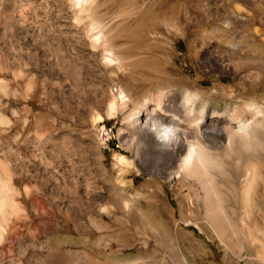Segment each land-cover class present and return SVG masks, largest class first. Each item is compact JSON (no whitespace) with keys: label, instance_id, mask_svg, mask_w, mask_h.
<instances>
[{"label":"rangeland","instance_id":"1","mask_svg":"<svg viewBox=\"0 0 264 264\" xmlns=\"http://www.w3.org/2000/svg\"><path fill=\"white\" fill-rule=\"evenodd\" d=\"M31 5L35 32L30 63L27 66L28 59L20 53L0 70V82L13 87L0 91V108L12 102L7 112L10 121L0 126V159L6 158L17 170L18 196H25L28 204L31 192L26 190L31 187L36 208L58 227L59 231L42 234L38 241L47 246L49 234L51 245L59 243L68 251L66 264L74 255L72 264H122V251L141 256L140 264H172L167 248L172 246L183 248L191 264H264V0H32ZM73 20L79 28H88L91 36L100 33L112 51V63L96 58L102 55L101 45L94 49L76 39L67 26ZM2 41H7V32ZM58 42L71 70H66L61 87H51L47 59L54 56L51 52ZM58 69L56 61L54 70ZM121 88L133 106L153 90L162 93L165 105L181 104L187 94L196 93L197 107L207 103L226 115L240 107L244 120L261 121L256 132L262 143L253 153L256 174L249 196H241L248 176L245 151L238 163L230 152L219 154L220 168L209 170V191L203 196L200 182L191 180L189 191L180 176H168L144 161V143L151 142L153 135L135 134L125 126L123 116L130 109L105 114L93 126L81 119L90 110L102 112L105 102L96 101L97 92L118 93ZM248 102L260 107L257 113ZM27 105L32 110L25 117ZM53 115L66 124L63 139L58 135L55 140L63 147L64 138L78 143L73 153L70 145L65 171L74 168L79 176L75 203L70 201V183L57 188L59 178L47 173L52 169L47 154L51 142L46 143L41 161L30 149ZM173 125L175 136L182 137V127ZM175 140L165 143V150ZM117 153L127 158L122 163L123 185L115 181ZM148 181L157 185L154 196L144 195L142 187ZM57 192L64 196L65 207L60 210L52 200ZM111 194L130 199L142 220L136 223L138 218L107 198ZM103 204L111 205L108 212L101 210ZM209 206L223 220L221 230L214 226ZM71 209L81 214L86 228L74 227ZM101 214L110 223L111 237L99 238L102 230L90 221ZM123 228L130 236L127 242V237L118 240ZM176 256L181 257V252Z\"/></svg>","mask_w":264,"mask_h":264},{"label":"bare ground","instance_id":"2","mask_svg":"<svg viewBox=\"0 0 264 264\" xmlns=\"http://www.w3.org/2000/svg\"><path fill=\"white\" fill-rule=\"evenodd\" d=\"M31 3L32 0H0V70L7 68L6 62L11 64L10 60L16 61L20 53L28 59L26 61L27 66L30 63L29 58L33 55L31 43L35 32L34 20L30 17V12L32 11ZM67 26L73 29L74 36L81 44H89L94 49L98 45L102 46V55L101 57L95 56L97 59L100 58L105 63L113 62L112 51L107 46L106 40L101 39L100 33L91 36L90 30L88 31V28L85 27L79 28L76 20L69 21ZM97 26L100 27V25ZM5 32H7V41L3 42ZM19 33L21 34L18 35ZM51 53H54V56H48L47 59L50 67L48 83L51 87L55 84L61 87V80L66 70H71V66L66 60V54L60 42L54 44V52ZM56 61L60 63L61 69L54 70ZM74 73L76 77L79 76L76 70ZM12 88L7 83L0 82V91ZM160 94L162 93L153 90L142 102L136 103L133 106L122 88L118 93L106 92L101 89L96 94V101L100 105H103L105 102L102 112L90 110L81 116V119L86 124L93 126L96 121L103 119L105 114L113 115L124 107L130 109L123 116L125 126L130 128L129 130L135 134L144 136L153 135L151 142L144 143L147 147L146 154L143 155L144 161L149 162L159 172H167L168 176H180L179 180L188 186L189 191H192V187L190 186L191 180L194 179L200 182L204 188L203 196H206L209 191L208 181L206 180L209 170L220 168L221 160L219 154L230 152L237 156L238 163L241 151H245L248 156L246 161L248 176L242 186L241 196H249L250 186L256 174V162L254 161L253 153L262 143L257 135L256 127L258 123L262 122L256 121L255 118L249 121L244 120L242 116L243 111L240 107L232 109L227 115L213 111L207 103L197 107L199 95L196 93L187 94L185 101L183 100L184 102L181 104L167 103L166 105L161 102ZM11 103L2 104L0 108V126L1 122L10 121L7 112ZM247 106L249 109L251 108L250 110L253 114L257 113L260 108L254 102H248ZM31 110L32 108L28 105L25 107V117L29 116ZM13 112L17 113L18 110L13 109ZM164 118L169 119L170 122L168 120L165 122ZM174 123L182 127L184 133L182 137L175 136ZM65 126L66 124L63 120L58 119L55 115L51 116L46 128L41 134H38L36 141L30 149L34 158L41 161L42 156L46 152V143L48 141L51 142L47 154L48 164L52 169H48L47 173L55 179L59 178L56 182L57 188L62 183L66 186L70 183L69 190L72 197L70 201L75 203L79 194V176L74 168L71 173L66 174L65 171L69 162L68 150L70 149V145L71 152L73 153L78 143L74 138H64L65 147H63L58 143L59 139L55 140L58 135H60V139H63L64 134L62 132L65 130ZM175 127L178 128L177 126ZM178 137H180L179 140H177ZM174 138L176 139L175 145H172L171 149L165 150L167 147L163 145L165 143L170 144V141L173 142ZM37 145H40L41 148H37ZM115 159L119 169L115 181L117 185H123L125 183L124 174L126 168L122 163L127 162V158L125 154L117 153ZM16 171L9 166L6 158L0 159V264H66L68 251L59 243L51 245L49 234L46 235L47 246L42 245L38 241L40 235L57 231L58 227L55 228L51 225L48 214L36 208L37 200L36 196L33 195L31 187L26 190L31 192L28 198L29 205L26 204L27 201H24L25 196H18L20 191L14 186L17 177ZM20 173L28 176L26 170H22ZM156 187L155 182H146L142 187V190H146L147 193L144 195L154 196V193H157L154 192ZM63 197L59 192L52 197L54 205L58 210L61 207H65ZM107 198L119 203L129 214L138 218L139 220H135L136 223L142 220L136 208L131 204L130 199H121L112 194L107 196ZM97 199L103 200L104 196ZM21 201L25 204H21ZM110 207V204H103L101 210L108 212ZM209 210L211 211L209 216L214 226L218 230H221L223 220L216 214L214 206H209ZM69 211L74 227L80 231L82 227H85L82 224L81 214L75 209ZM90 221L102 230L99 238L104 236L111 237L109 233L110 223L103 214H101L100 218H90ZM150 226H152L153 234L159 237L160 233L157 228L153 225ZM119 232L118 240L127 237V242L130 239L125 228ZM27 239H31L29 243L26 242ZM167 248L172 264H181V262L183 264H191L183 248L180 246ZM180 252L181 257H177L176 253ZM37 254H40L41 257H37ZM74 257L76 256H72L70 263L68 261L69 264L73 263ZM120 261L122 264H140L143 260L139 255L130 256L122 251Z\"/></svg>","mask_w":264,"mask_h":264}]
</instances>
